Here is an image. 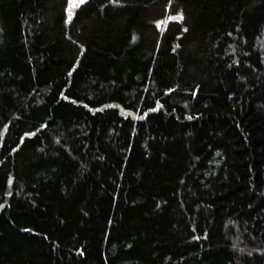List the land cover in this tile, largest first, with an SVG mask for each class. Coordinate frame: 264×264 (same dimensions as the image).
<instances>
[{"label": "trees", "instance_id": "trees-1", "mask_svg": "<svg viewBox=\"0 0 264 264\" xmlns=\"http://www.w3.org/2000/svg\"><path fill=\"white\" fill-rule=\"evenodd\" d=\"M68 12L0 0V264H264V0Z\"/></svg>", "mask_w": 264, "mask_h": 264}, {"label": "snow or ice", "instance_id": "snow-or-ice-1", "mask_svg": "<svg viewBox=\"0 0 264 264\" xmlns=\"http://www.w3.org/2000/svg\"><path fill=\"white\" fill-rule=\"evenodd\" d=\"M79 2H80V3H83L84 0H79ZM74 4H75V0H68V6H69V12H68V15H69V19H71V15H72L70 9L74 6ZM181 18H182V17H181Z\"/></svg>", "mask_w": 264, "mask_h": 264}, {"label": "rangeland", "instance_id": "rangeland-1", "mask_svg": "<svg viewBox=\"0 0 264 264\" xmlns=\"http://www.w3.org/2000/svg\"><path fill=\"white\" fill-rule=\"evenodd\" d=\"M79 3V0H75L74 6L71 8V11L76 7V5ZM149 33H152V30H149Z\"/></svg>", "mask_w": 264, "mask_h": 264}]
</instances>
